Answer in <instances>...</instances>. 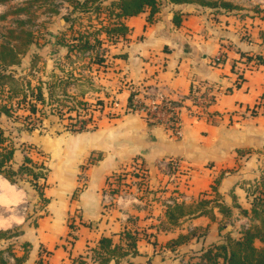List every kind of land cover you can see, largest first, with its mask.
Wrapping results in <instances>:
<instances>
[{"label": "crops", "instance_id": "crops-1", "mask_svg": "<svg viewBox=\"0 0 264 264\" xmlns=\"http://www.w3.org/2000/svg\"><path fill=\"white\" fill-rule=\"evenodd\" d=\"M225 1L238 9L161 0L150 23L148 10L124 18L128 34L104 45L106 100L115 99V116L91 131L46 135L35 129L14 139L19 148L16 162L23 155L40 162L34 149L47 158L51 170L44 192L46 212L18 235L0 240L7 264H71L79 257L85 264H97L99 259L91 258L101 251L104 237L126 253L108 264H186L199 261L209 245L222 243L226 231L235 236L230 220L217 208L214 218L186 217L173 225L162 206L167 200L215 198L248 209V193L256 187L264 190V64L244 62L247 56L264 58V0ZM176 17L181 19L178 25ZM219 53L224 61L215 64ZM193 82L217 92L206 115L198 119L185 111L191 105ZM147 92L180 101V137L131 111V93L134 99H146ZM137 157L148 176L144 189L131 193H155L156 199L149 201L153 205L138 207V199L126 200L125 209L109 205L103 195L113 181L129 179L127 174L115 175ZM168 157L181 162V170L170 176L157 167ZM232 208L237 215V208ZM150 212L156 218L148 217ZM133 218L138 220L132 222ZM180 235L189 238L176 245ZM131 238L136 239L135 254L129 248ZM196 243L199 249L190 251Z\"/></svg>", "mask_w": 264, "mask_h": 264}, {"label": "trees", "instance_id": "trees-1", "mask_svg": "<svg viewBox=\"0 0 264 264\" xmlns=\"http://www.w3.org/2000/svg\"><path fill=\"white\" fill-rule=\"evenodd\" d=\"M1 1V0H0ZM55 1V0H54ZM170 3H197L207 7H221L225 9H238L237 6L225 0H167ZM74 4L69 17H64L65 26L69 31L66 41L61 42L66 48L65 58L69 59L74 54L92 53L96 50L95 63L104 64L105 48L104 43H116L120 38L125 37L129 29L122 21L124 18L135 16L149 11L147 21H153V16L158 12L161 0H73ZM72 11L78 13L81 17L72 15ZM260 11L259 9L255 10ZM264 12V11H262ZM87 18L90 22L87 27L80 23V20ZM93 21L95 23H93ZM180 17L175 18V24H180ZM79 23L76 27L75 24ZM22 22H19L21 25ZM15 31H11L13 34ZM22 34L28 37L27 47L33 43L34 35L30 32L20 31L12 35L14 39L22 37ZM9 37V36H8ZM264 41V33L262 34ZM11 40V38L9 37ZM13 41V40H12ZM28 49V48H26ZM17 43L0 44V176L7 179L10 183L29 182L38 192V196L45 204L47 198L44 196V188L47 179V173L43 172L44 162L34 161L31 157L23 155L21 162L14 160L18 147L14 142L23 131H32L37 129L40 117L44 112L42 108L37 107V102L43 104L42 82L35 89L28 83L24 89L22 85L12 75L15 65L20 64V58L27 50ZM99 49L101 51H99ZM255 60L257 64H264V58L256 55L253 58L246 57V61ZM217 63L224 61L219 58ZM241 78V77H240ZM237 86L239 84L237 83ZM30 92V94L28 93ZM134 93L129 97V107L133 106ZM24 103L25 106L22 105ZM15 106L25 109L27 115H22L23 120L18 119L19 126H15L16 120H10ZM40 113L37 120L31 116ZM3 118L9 122L5 125ZM5 126V127H4ZM34 148V147H33ZM23 152V150H22ZM43 180V183H40ZM213 191H216L213 186ZM217 194V193H216ZM250 197L249 208H243L236 202L232 207L237 208L238 214L233 213V208L229 205L219 202L217 199H201L190 203L184 201H174L166 205V218L173 225L179 224L181 218L198 217L202 215L214 218V208H217L223 218L230 220L233 225L241 216L247 219V226H242L238 236H233L231 231L224 233V241L219 244L209 245L200 255L197 262H187L186 264H264V190L256 187L248 193ZM221 229H224L221 227ZM4 233H0V240L5 238ZM189 238V235H180L175 239L176 245H179ZM136 239L131 238L129 248H134L133 254L137 253L135 249ZM100 250L93 253L92 260L99 262L97 264H108L111 259L126 253L118 250V246L111 247L109 238L100 240ZM2 251H0V264H7L3 260ZM71 264H85V259L79 257L74 259Z\"/></svg>", "mask_w": 264, "mask_h": 264}, {"label": "rangeland", "instance_id": "rangeland-1", "mask_svg": "<svg viewBox=\"0 0 264 264\" xmlns=\"http://www.w3.org/2000/svg\"><path fill=\"white\" fill-rule=\"evenodd\" d=\"M257 1V0H256ZM74 2L73 0H1L0 1V44L7 42L22 45L27 51L22 54L20 64L13 68V77L20 85L27 88L28 83L32 88L42 85L44 103L37 102V107L42 108L44 114L40 117L37 130L43 134L57 135L59 132H83L97 128L103 122L115 116L113 103L115 99L106 100L109 91L106 90V69L107 58L104 54V64L95 63V53L74 54L69 59L65 58L66 48L61 45L68 39L69 31L67 27L61 25V19L69 17ZM75 17H81L72 11ZM83 17V16H82ZM22 22L19 25V22ZM83 26L87 27V18L80 20ZM93 23H95L93 21ZM76 27L79 23L75 24ZM11 31H15L13 34ZM23 32H30L34 35L33 43L28 47L26 42L28 37L22 34L20 38L14 39L12 35ZM11 40L9 39V37ZM13 40V41H12ZM112 43L105 42L104 45ZM106 46H103L107 50ZM63 48L65 50H63ZM99 51H101L99 49ZM106 52V51H105ZM111 86L109 85L108 88ZM36 91V89H35ZM113 91V90H111ZM30 94V92L28 91ZM113 95V94H111ZM110 95V96H111ZM23 106L24 103H22ZM13 115L16 120L14 125L19 126L18 119L23 120L22 115L28 112L23 108L15 106ZM40 113H35L31 117L37 120ZM81 121H86V129H78ZM5 125L9 122L3 118ZM31 149V148H30ZM29 149V150H30ZM35 157L44 162L43 172L47 173L49 179L50 165L47 158L41 152L31 151ZM38 155V156H37ZM43 183V180H40ZM49 184L45 183V189ZM127 188V187H125ZM38 192L29 182L10 183L0 176V233H4L5 238L18 235L23 229L36 221L47 210L45 204L39 198ZM138 202V207H147L150 200H155V193H142ZM128 198V201H132ZM158 200H160L158 198ZM107 202V201H106ZM126 200L123 198L118 202L112 201L109 205L122 207L125 209ZM134 204V203H133ZM145 205V206H144ZM165 206V203H162ZM148 210H154L148 208ZM158 214V213H155ZM150 216L156 218L154 212ZM239 219V218H238ZM138 218L131 219L136 222ZM242 220H236L230 228L234 235H238L239 226ZM242 223H246L245 221ZM248 224V223H247ZM202 231H198L200 233ZM3 235V236H4ZM189 247L190 251H196L201 246L196 243Z\"/></svg>", "mask_w": 264, "mask_h": 264}, {"label": "built area", "instance_id": "built-area-1", "mask_svg": "<svg viewBox=\"0 0 264 264\" xmlns=\"http://www.w3.org/2000/svg\"><path fill=\"white\" fill-rule=\"evenodd\" d=\"M222 57L223 53H219L214 63L218 64L217 60ZM244 62L248 63L246 59ZM241 75L242 73L237 75L238 80ZM216 97L217 92L212 86L205 83L193 82V89L190 94L191 105L185 108V111L192 118L198 119L203 117L206 115V108L215 102ZM130 108L132 112L143 114L149 122L160 124L173 133L174 136H181V112L183 106L180 101L173 100L159 92H147L146 99L133 98V106ZM79 124L78 129H86V121H81ZM157 167L164 175L170 176L181 170V162L177 158L168 157L158 161ZM125 174L129 175L127 181L119 183L113 181L111 186L109 185L107 192L103 195L104 201H107L106 203L115 201L119 204V201L123 198L125 200L132 198L134 201L140 199V197H137L140 194L133 196L131 191L135 189L137 192H141L144 189L142 182L147 179L148 172L143 160L140 157L134 158L129 164L118 170L115 177L124 178ZM173 202V200H167L165 205L172 204ZM243 225L247 226L248 224L246 222Z\"/></svg>", "mask_w": 264, "mask_h": 264}, {"label": "water", "instance_id": "water-1", "mask_svg": "<svg viewBox=\"0 0 264 264\" xmlns=\"http://www.w3.org/2000/svg\"><path fill=\"white\" fill-rule=\"evenodd\" d=\"M65 21L64 19H61V24L64 25Z\"/></svg>", "mask_w": 264, "mask_h": 264}]
</instances>
